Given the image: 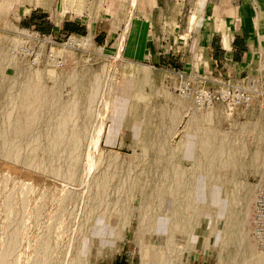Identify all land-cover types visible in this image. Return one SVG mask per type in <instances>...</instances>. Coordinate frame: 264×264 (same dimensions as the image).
I'll use <instances>...</instances> for the list:
<instances>
[{"label": "rangeland", "instance_id": "obj_1", "mask_svg": "<svg viewBox=\"0 0 264 264\" xmlns=\"http://www.w3.org/2000/svg\"><path fill=\"white\" fill-rule=\"evenodd\" d=\"M192 2L194 3V1ZM21 4L22 0H0V87L2 89L3 85L9 84L10 81L15 84L12 93L6 95L8 102L10 100L11 103V100L13 98L16 99L15 97L18 94L17 97H26L30 93L28 82L32 81L37 86L44 88L45 92H47L45 97L48 98V101L45 103L43 111L39 114H59L57 113L58 111L54 110V106L52 107V105L53 102L60 101L61 104H68L79 109L76 114H91V116L85 118L89 120V126L86 132L87 134H85L86 136L84 137V144L82 145L83 155L81 157L80 175L78 181L75 183L66 182L63 179L57 178L34 166H29L20 161L16 162L15 160H10L0 155V182L7 187L5 188L2 184L0 185V192H6H3V195L0 193V206L5 199L3 196H5V194L8 195L6 197L11 195L8 194V191L11 190L12 186L15 185L12 187L13 193L16 190L17 194H19L18 190L20 184L22 186H20V190L24 187L26 191L28 190L27 192L24 191L27 193H25V199L27 200L24 201H28L26 202L27 206L23 209L22 218H24L25 223L20 221V223L23 224L22 227L25 228L20 227L22 232H20L18 239L21 240H18V244L15 246V248L19 247L20 250L13 248L16 251L13 252L14 254L16 253V259L14 258V255H8V247L6 245L8 244V241L6 242L5 240H7V235L11 228L8 229L9 231H6L7 233L4 231L6 235L3 234V230L0 229V234L6 236L5 238L4 236H1L4 240L1 241L2 238H0V244L3 245L4 242L7 247V252L4 253L5 245L4 249L1 247L2 245H0V252L2 251L1 249L4 250L0 253V263L4 262L3 264H9V262L14 259V262L11 261L12 263L10 264H30V262L32 263L34 260L36 261L35 264H41L42 261L37 258L33 260L31 257L38 255V253L36 254L38 248H35V246L38 247L39 244L44 245L45 241L49 244L54 243V240L51 239L53 238L57 240L55 241L57 244L54 243V245L58 246H52L53 244H50L54 249H51L50 246V254L51 250L53 251L50 255L51 257L49 256V264H72V258L84 242L82 239L87 230L83 227L85 220L88 217H97L102 213L101 210H105V206H103V208L98 211L92 213L89 212V206L92 203V196L94 195L93 187L95 177L101 170H103V166H101V168L98 166V160L100 159L101 154L118 156L123 162V166H119L120 171L122 170L123 173L130 169H138V164L140 163H146L145 165H147L152 162H168V160L165 159H157L156 156L153 157L150 153L152 150L151 147H153V140L160 139L163 143L162 146H166H164V149H170L168 150L170 154L175 155L171 161L172 166H170V173L173 175L172 178H174L177 174L179 175L184 171L188 173L194 170L197 166L196 162L198 161L194 155L198 152L196 149L193 152L194 146L192 145V142L196 139L195 133L198 129L218 132L219 134L231 133L232 135H235L234 133H236L234 143L239 146L242 144L240 138L243 135L241 133L243 129L252 125L256 118H261V120L264 121L263 114L258 104H254L247 108H230L220 104H217L214 108H196L189 99L183 97L176 90L177 76L174 74V70L147 67L124 60L121 54H115L112 51H108L104 45H102V48H98L99 43L92 34L91 39L86 40V43L80 48H74L71 46L57 48L61 49V51L57 52H59L58 54L61 56L63 65L56 66L55 62L52 61L49 56V51L54 50L56 47H59L66 42L67 35L55 37V40L58 43L54 44H40V42L25 38L26 36L23 32L27 26L24 23L23 14L27 12V8L23 7L22 12V10H20ZM130 10L131 3L129 7V16ZM195 10L197 9H194V11ZM195 12L194 15H196ZM93 37L95 42L92 41ZM21 47H23L24 50H34V53H24V51L21 52L18 50L14 51ZM37 76H39V78ZM79 91L82 94H80ZM92 91L93 101H91V111L86 112L89 93ZM8 102L6 105L5 103L0 104V115L6 114L8 105L10 104H8ZM75 103H77L76 105L78 106L74 105ZM80 106L82 108H80ZM211 110L217 111L219 115L214 117L213 120H208L206 118L203 119V117L206 116V113ZM115 112H122V114H115ZM11 114L21 113L15 112ZM117 116L122 118L125 127H129L134 131L135 142L130 150L123 151L108 148L102 142V137L107 124L113 117ZM46 121L47 119L44 118L43 123H46ZM192 135H194L193 137L195 138H193ZM10 136L12 139L19 140H24L28 137L27 135L25 137L18 134H10ZM244 142L251 150L260 148L262 145L256 140L255 135L252 132L247 133ZM25 144L26 143L23 142L20 145L25 146ZM156 144L157 146L159 145L158 143ZM87 154H90L88 155L90 158H87V160L89 159L88 161L86 160ZM94 154L96 155L93 156L94 159H92V155ZM241 157L246 158L242 154ZM243 160L244 163L247 162V160ZM90 161H93L95 164ZM88 164H92V166L94 165L95 167L93 166V169H91V166L89 168L91 170H89ZM87 169L90 173L89 175ZM263 172L264 168L257 173L254 171H251L248 174L243 173V176H240V180L249 187H255L263 182ZM125 176L127 177V175ZM144 177H150L148 172ZM130 184L131 180L129 179L127 182L121 183V191L123 190L119 193L121 197H117L118 192L114 191L111 193L110 190V193L108 194L112 195L108 198L109 206L105 210L107 218L110 217L112 219L114 217L117 208H120L121 200L125 197L124 194L131 188ZM148 184L156 186L157 181L146 183L145 186L147 188ZM219 186L220 185L217 186V183L214 186L217 189L214 191L213 206L218 205V202L224 193L222 187ZM15 187H18V189ZM65 189L75 192L78 199L75 202L67 201L68 203H63V201L59 199L60 196L58 198V195H61L62 191H66ZM12 191L10 192L12 193ZM14 194L15 195L9 197V200L11 198L13 200L12 202L16 203L18 196H16V192ZM12 196H16V198L14 197V199ZM132 197L129 198L127 203L128 206L126 205L127 211H125L123 217H121V221H123L124 224L123 231H121L123 236L109 241H103L102 239L104 238L102 236H96V243L92 246L90 254L92 264L110 263L112 259L119 256L120 252H122V256H125V258L129 260L130 264H140L139 259L142 251V244L145 241V232L141 229L139 224L141 219L140 211L143 209L142 201L144 200V197L139 193H135ZM58 199L59 201L61 200V202L57 201ZM6 200L8 199L6 198ZM254 200L255 195L252 196V199L249 202V210L247 206V218L244 220L245 223L242 231V235L245 237L244 239L246 241L240 250L239 256L236 258L237 260L233 259L231 250L226 249L223 245L221 246L220 244L206 239H201L200 241H197L198 243H195L192 240L186 241L184 240L185 233H178L175 235L176 240L170 244L166 253L168 259L173 263L181 260V264L193 261L194 258H200L204 261L207 260L210 264H253V262L258 259L256 257L257 255L251 254L254 253V251L259 252L264 258V253L258 248L253 235L252 216ZM58 202L62 203V205H65L66 203L69 205H65L64 207L61 204H58ZM5 204L7 205V203ZM5 204L3 203L0 211H5L6 209L8 213L7 216H4L10 217L11 219H5V217L2 216L6 211L3 213L0 212L2 213V218L0 217L1 227H4L6 222H11V216H13L9 211L10 208H7L9 206H6V208L4 207ZM59 205L60 207L62 206L61 210H58V212L55 213L57 209H60ZM66 206L68 208H66ZM2 208L3 210H1ZM63 208L68 210L66 211ZM41 209L42 212H40ZM65 211L66 213H64ZM68 211L71 212L69 213ZM60 212L62 214H60ZM8 214L10 215L8 216ZM68 215L69 217H67ZM50 216H54V219L58 220L52 218V221ZM16 217L17 215L15 214L12 224L8 223L7 228H9L10 224L13 225V227L20 224L15 222V220L17 221L18 219ZM58 217H61L62 221L64 219L69 220H66L67 222L65 220L62 222ZM49 220H51L53 224H49L51 222ZM76 221H78V223ZM57 222L58 224H62L64 228H60V225L58 226ZM46 223L48 224V227L53 225L51 229H49L51 231H49L50 234L47 235L44 234V232L47 233L46 231H48ZM27 224L28 226L26 227ZM65 224L69 225L66 226ZM43 225L46 226L44 227ZM56 226H58V228ZM43 228L45 229L44 232L42 231L44 230ZM3 229L6 230L5 228ZM56 230L57 233L55 232ZM54 233L57 234V237L56 234L54 236ZM45 235L50 240H46V237H44ZM208 235H210V233H208L207 236ZM38 238H41V240ZM36 240L40 241L37 242ZM101 240L103 242H101ZM126 241L128 242L127 252L122 251L121 246ZM250 244L253 248L249 246ZM165 245L164 247H167V245ZM248 247L252 249L250 255L245 254L243 251L244 248L247 249ZM33 248L37 250L35 253ZM55 248L56 251H54ZM32 252L36 255L32 254ZM2 253L7 256L6 258L11 257L9 258L10 261L8 259L5 260V256H3L4 254L2 255ZM2 259H4V261ZM30 259L32 260L30 261ZM36 259L39 260V262H37ZM243 259L246 260L245 263H243ZM146 264L148 263L146 262Z\"/></svg>", "mask_w": 264, "mask_h": 264}, {"label": "bare ground", "instance_id": "obj_2", "mask_svg": "<svg viewBox=\"0 0 264 264\" xmlns=\"http://www.w3.org/2000/svg\"><path fill=\"white\" fill-rule=\"evenodd\" d=\"M37 77L39 78V76ZM14 87L15 84L11 81L9 82V84H4L2 89L0 87V104L5 103L6 105V103L8 102L6 95L11 94ZM28 89L30 90V93L26 97H17L19 95L18 94L15 97L16 99L13 98L14 100H11V103L9 100L8 104H10L8 105V108L6 110V114L0 115V155L4 156L7 159L15 160L16 162L20 161L29 166H34L42 171L48 172L49 174L57 178H61L66 182L75 183L76 181H78L80 175L82 159L81 157L83 155L82 145L84 144V137L86 136L85 134H87L86 132L89 126V120L85 118L91 116V114H76L79 109L68 104H61L60 101H55L52 105V107L54 106V110L58 111L57 113L59 114H39L43 111V107L48 101V98L45 97V94L47 92H45L44 88L37 86L32 81L28 82ZM79 93L82 94L80 91ZM92 97L93 91L89 93L86 112L91 111L90 106L91 101H93ZM52 98L51 100L53 101V99L55 98ZM76 104L77 103H75L74 105ZM214 106L216 105H212L209 108H214ZM80 108L82 107L80 106ZM15 112L21 114H11ZM206 114H218V112L215 110H211ZM44 118L47 119L46 123H43ZM254 120L255 121L252 125H250L249 127H245V129H243V131L241 132L243 134L240 138V142L242 144L239 146L235 145L234 143L236 133H234L235 135H232L231 133H225L223 134V136L220 135L221 137H219L217 133H198L195 136L196 139L192 142V145L194 146L193 152L195 151V149L198 152L196 155H194L197 158L198 162H196V164L198 167L196 166L194 170L188 173L185 171L181 172L174 178H172L173 175H171L170 173V166H172L171 161L173 160L175 155L170 154V152L168 151L170 149H164L165 145L162 146L163 143L160 139L153 140V147H151L152 150L150 153L153 157L156 156L157 159H165L168 160V162H152L147 165H145L146 163H140L138 164V169H130L128 171L124 170L125 173H123V171H120L119 169V166H123V162L118 156L111 154H101L100 159L98 160V166L100 168L101 166H103V170H101L95 177L93 187L94 195L92 196V203L89 206V212L92 213L94 211H98L99 209H102L103 206H105L104 209L106 210V208L109 206L108 198H110V196L112 195L108 194L110 193V190L111 193H113L114 191L118 192L117 197H121L119 193L123 191H121L122 182H127L128 179L131 180V188L128 189L127 193L124 194L125 197H123L120 202V208H117V212H115L116 214L112 219L110 217H106L105 210H101L102 213L99 216L88 217L85 220L83 227L87 230L82 239L84 240V242L78 248L77 253L72 258V264H92L90 254L92 246L96 243L95 237L102 236L104 238L102 239L103 241L112 240L113 236L116 233L114 227H116L118 220H120L125 213L129 198L132 197L135 193L141 194L143 190L148 191V197L145 201L144 209L140 212V227L145 232V241L142 244V251L139 259L140 264H146V262L148 264H180L181 260L173 263L170 261V259H168L166 254L168 251V247H170V244H172V242L176 240L175 235H177L178 233H185L184 240L186 241L192 240L193 242L198 243L197 241L206 239L220 244L221 246L223 245L226 249L231 250L233 259H236L239 256L240 250L246 241L244 239L245 237H243L242 235V231L245 223L244 220L245 218H247V206L249 205L252 196L256 194V188L258 189L259 185L261 184L259 183L255 187H249L240 180V176L243 173L248 174L251 171L257 173L264 168V121L261 120V118H256ZM248 132H252L255 135L256 140L259 141L260 144H262L260 148L251 150L247 147L244 141L246 140V135ZM10 134H18L25 137L27 135L28 137H26L24 140L12 139ZM20 141L21 143H26L25 146H21ZM156 143H158L159 145L157 146ZM96 154L92 155V157ZM241 154L246 158H242ZM88 155L90 154L86 155V160L87 158H90ZM156 158L154 159L157 160ZM92 159H94V157ZM243 159L247 160V162L244 163ZM91 166L92 164L88 166V169ZM93 166L91 169H93ZM88 169L87 172L89 175L90 173ZM147 172L150 177L154 178V180L157 181L156 186L148 184V188H144L143 185H141L139 180L141 178H144V175H146ZM125 175H127V177ZM216 183L217 186L220 185L222 187L224 193L219 200L218 205L213 206L215 193L214 191L217 189L214 187ZM1 184L2 182H0V185ZM3 186L5 187V184ZM20 186L21 184L19 185V194H17V191L13 188L15 190L14 193L16 192V196H18L16 199V203L12 202L13 200L11 198L9 200V197H11V195H15L12 191V187L10 190L12 191V193L8 191V194L11 195L9 197H6L8 195L5 194V196H3L5 197V199H2L3 201L1 200L4 204L7 203V205L5 204L4 207L6 208V206H9L7 208H10L9 211L13 214V216H11V222L8 221V223L11 224L15 214L17 215L16 218H18L17 221L15 220V222L20 223V221H22L25 223L24 218L22 217L23 209L27 206L26 202H28L24 201L27 200L25 199V193L28 190L26 191L25 187L20 190V188L22 187ZM15 188L18 189V187ZM3 192L5 191H2V193ZM62 192L61 195H58V198L60 196L59 199H61L63 203L67 201L75 202L78 199L77 194L71 190H66L63 193ZM16 196L12 197L16 198ZM6 198L8 200H6ZM59 199L57 201H59ZM61 200L59 202H61ZM59 202L58 204L62 205V203ZM3 203L1 204V206H3ZM67 203L65 205H69ZM65 205L63 204L62 206L65 207ZM61 207L59 205L60 209H57L55 213H57L58 210H61ZM3 208L1 210H3ZM66 208L68 207L66 206ZM5 211L3 210L0 212L3 213ZM66 211L64 213H66ZM40 212H42V209ZM2 213H0V217ZM7 213L8 212L6 211V213L2 214V216H7ZM62 213L60 212V214ZM10 214H8V216ZM69 215L67 217H69ZM50 217V219L53 221L54 216ZM7 218L11 219L10 217H5V219ZM58 218L61 219V217ZM64 220L62 221L61 219L62 222H64ZM52 221L49 224H53ZM76 222L78 223V221ZM8 223L6 222V225H4V227H1L2 225L0 226V229L3 230V234L7 233L6 231H9L8 229L11 228L7 235L8 238L7 240H5L6 242L8 241V244H6L8 247V252L6 251L7 247L4 242L3 245H0H2L1 247L3 249L5 245V251L1 249L2 251H4V253L7 252L8 255H14L15 258L16 253L14 254L13 252L15 251L14 249L20 250L19 247L15 248V246L16 244H18L17 241L21 240L18 238L20 232H22L20 230V227H22L23 224L17 223L18 226L15 227L10 224L9 228H7ZM65 225L68 226L69 224ZM27 226L28 224L26 225V227ZM52 226L50 225L49 228L47 224V233L44 232V228V230H42L44 234H50L51 231L49 229H51ZM58 226L60 228H64L62 224H58ZM58 226L56 227L58 228ZM3 228L7 229L4 230ZM55 232L57 233V230ZM56 233H54V236ZM208 233H210V235L207 236ZM3 234H0V238H2L1 236H4V238L6 237V234ZM46 235L44 237H46ZM38 239L41 240V238ZM47 239L49 238L46 237V240ZM51 239L54 240L55 244H57L55 242L57 240L53 238ZM2 240L4 239L2 238L1 241ZM102 240L101 242H103ZM54 243L50 244H53L52 246H58L54 245ZM50 244L47 243V241H45L44 245L39 244L38 247L34 244L35 248H38V252H36L37 250H35L34 248L33 251L34 253L36 252V254L38 253V255L31 256L33 260L37 258L42 261L43 264H49V256L53 251L51 250L50 254ZM165 244L167 245V247H164ZM52 246L51 249H54ZM249 246H251V244ZM56 248L54 251H56ZM251 250L252 249L248 247L247 249L244 248L243 251L245 254L250 255ZM10 252H12L13 254ZM4 253H2V255ZM34 253L32 252V254ZM251 254L257 255L256 257L258 258L253 262V264H264V258L259 254V252L254 251V253ZM3 256H5V260H9V258H11H6L7 256L5 254ZM2 260L4 261V259ZM13 260L14 259H12L11 261ZM31 260L32 259H30V261ZM39 260H37V262H39ZM11 261L9 262V264L12 263ZM245 261L246 260H244L243 263H245ZM35 262L36 261L34 260L32 263L30 262V264H35Z\"/></svg>", "mask_w": 264, "mask_h": 264}, {"label": "crops", "instance_id": "obj_3", "mask_svg": "<svg viewBox=\"0 0 264 264\" xmlns=\"http://www.w3.org/2000/svg\"><path fill=\"white\" fill-rule=\"evenodd\" d=\"M23 7L27 27L35 25L55 37L90 33L129 62L233 78L255 76L264 88V0H22V12ZM218 115L206 114L203 119ZM201 132L223 136L200 129L195 134ZM102 142L108 148L130 150L135 134L117 116L107 124ZM139 181L144 188L156 182L152 177ZM141 195L144 209L148 191ZM121 219L112 239L123 236ZM127 243L121 245L122 251L127 252ZM107 264L130 262L120 252ZM186 264L210 263L194 258Z\"/></svg>", "mask_w": 264, "mask_h": 264}, {"label": "built area", "instance_id": "obj_4", "mask_svg": "<svg viewBox=\"0 0 264 264\" xmlns=\"http://www.w3.org/2000/svg\"><path fill=\"white\" fill-rule=\"evenodd\" d=\"M25 38L40 42V44L58 43L55 36L40 31L35 25L24 29ZM91 39V34L70 33L67 41L54 50L49 51V56L56 66H62L63 61L59 52L66 46L80 48ZM92 41L95 42L94 37ZM99 43L98 48H102ZM26 49V48H25ZM34 53V50L23 47L14 51ZM177 76L176 90L183 97L189 99L196 108L204 109L212 105H223L227 107L247 108L258 104L264 117V88L255 76L248 78H233L213 73H194L174 70ZM253 235L258 248L264 253V180L261 182L255 194L253 205Z\"/></svg>", "mask_w": 264, "mask_h": 264}]
</instances>
